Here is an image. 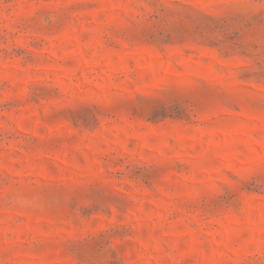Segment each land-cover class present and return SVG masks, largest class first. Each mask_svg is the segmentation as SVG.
Returning <instances> with one entry per match:
<instances>
[{
  "label": "rangeland",
  "instance_id": "1",
  "mask_svg": "<svg viewBox=\"0 0 264 264\" xmlns=\"http://www.w3.org/2000/svg\"><path fill=\"white\" fill-rule=\"evenodd\" d=\"M0 264H264V0H0Z\"/></svg>",
  "mask_w": 264,
  "mask_h": 264
}]
</instances>
